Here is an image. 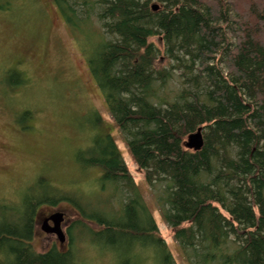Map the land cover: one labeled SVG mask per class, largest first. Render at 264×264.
Instances as JSON below:
<instances>
[{
  "label": "trees",
  "instance_id": "obj_1",
  "mask_svg": "<svg viewBox=\"0 0 264 264\" xmlns=\"http://www.w3.org/2000/svg\"><path fill=\"white\" fill-rule=\"evenodd\" d=\"M54 3L74 34L98 39L90 71L187 263L264 264V0ZM10 7L0 0L1 10ZM19 75L10 73L8 86L23 85ZM199 128L204 147L188 149ZM82 160L102 171L101 189L117 206L111 219L73 202L101 228L91 229L93 243L152 247L158 261L176 264L113 137L95 140ZM48 192L28 199L15 220L9 209L2 216L0 264H78L72 249L33 247L38 207L61 198Z\"/></svg>",
  "mask_w": 264,
  "mask_h": 264
},
{
  "label": "rangeland",
  "instance_id": "obj_2",
  "mask_svg": "<svg viewBox=\"0 0 264 264\" xmlns=\"http://www.w3.org/2000/svg\"><path fill=\"white\" fill-rule=\"evenodd\" d=\"M96 30L102 31L100 25ZM150 41L164 49L158 37ZM99 45L96 38L74 34L54 0H11L8 10L0 9V220L11 213L8 209L15 220L32 196L57 193L61 198L55 205L42 204L36 211L32 244L37 252L72 249L78 264H163L152 247L139 245L135 253L125 242L94 244L90 231L100 226L74 205L117 219L108 211L117 210L116 203L110 206L111 196L101 189L102 171L82 160L95 140L111 135L158 226L157 237L176 264H188L90 71L88 55ZM166 65L167 60L158 61L159 67ZM12 72L21 75L23 85L8 86ZM180 81L176 74L167 90H176ZM56 212L65 214L64 244L42 230L44 220Z\"/></svg>",
  "mask_w": 264,
  "mask_h": 264
},
{
  "label": "water",
  "instance_id": "obj_3",
  "mask_svg": "<svg viewBox=\"0 0 264 264\" xmlns=\"http://www.w3.org/2000/svg\"><path fill=\"white\" fill-rule=\"evenodd\" d=\"M160 8L157 4L153 6L154 11H158ZM186 147L194 151H200L204 147V137L202 129L199 128L195 133L191 134L187 141ZM50 222L53 225H50ZM65 222V214L63 212H56L50 217L46 218L42 225V230L51 235H56L61 244L66 242V234L63 230V224Z\"/></svg>",
  "mask_w": 264,
  "mask_h": 264
},
{
  "label": "flooded vegetation",
  "instance_id": "obj_4",
  "mask_svg": "<svg viewBox=\"0 0 264 264\" xmlns=\"http://www.w3.org/2000/svg\"><path fill=\"white\" fill-rule=\"evenodd\" d=\"M50 225H53V223H52V222H50Z\"/></svg>",
  "mask_w": 264,
  "mask_h": 264
}]
</instances>
